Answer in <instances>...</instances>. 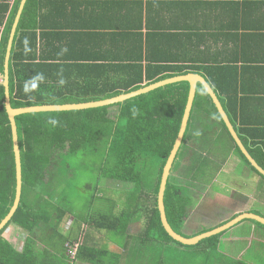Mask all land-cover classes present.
Segmentation results:
<instances>
[{"label": "trees", "instance_id": "trees-1", "mask_svg": "<svg viewBox=\"0 0 264 264\" xmlns=\"http://www.w3.org/2000/svg\"><path fill=\"white\" fill-rule=\"evenodd\" d=\"M38 11L39 0H28L15 37L10 74L13 108L106 100L176 76L197 73L210 83L236 126L240 92L238 68L232 74L228 68L233 67H203L197 64L203 60L196 54H192L194 58L189 59V63L178 64L180 58H175L166 50L145 53L146 39L142 33L137 34L140 40L136 42V52L124 47L121 56L110 52H89L74 58L68 50H60L56 56H47L44 50L37 52V35L29 32L37 27ZM160 29L165 31L167 28L161 26ZM166 35L165 31L163 34H156V38L166 44ZM116 36L117 33L111 38L115 39ZM25 37L31 47V52L27 55L24 54ZM101 38L94 37L90 44L109 41L107 37ZM173 38H177V34ZM115 43L116 40L113 44ZM86 60L91 62H84ZM121 60H125L127 64L120 65ZM145 60L148 62L146 68L143 66ZM85 65L90 67L93 74L84 75L82 68ZM61 70L66 80L63 86L58 83ZM39 72L44 73V82L32 93L25 94V80ZM189 91V83L181 82L107 107L18 116L16 122L22 160V198L12 220L0 232V264H74L73 261L118 264L121 259L119 254L90 245V233L85 230L84 225L100 232H115L127 237V248L137 252L136 255L140 253L143 260L149 259L158 250L161 262L165 248H189L173 240L165 231L158 208L163 169L179 134ZM5 101V88L0 85V223L14 205L17 187L12 128ZM133 109L137 110L135 116ZM50 118L57 119L59 124L54 127L48 122ZM214 124L222 128L220 137L213 133ZM213 136L230 140L239 158L258 173L235 144L211 97L199 84L188 128L164 199L167 219L181 235L183 233L180 229L192 198L189 189L178 181L175 173L186 157L189 160L185 176H203L209 168L216 172L215 163L209 158L205 160L201 154L206 147L195 146L198 142H204L208 147L211 141L218 140L213 139ZM241 139L257 163L264 168L262 150L252 149L245 138ZM101 140L102 147L99 149ZM100 150L104 151L100 176L131 186V193L127 201H123L124 207L120 212H115L117 203L110 200L114 213L107 212L106 209L96 214L90 211L88 216L74 218L72 228L66 229L63 227L64 223L67 218L74 217V211L71 207H58L51 199L57 189V185L53 184L57 174L71 171L61 167L58 162L62 156L72 158L88 153L97 155ZM259 176L264 181V177ZM251 222L264 229V225ZM11 226H18L29 234L22 251L15 249L5 237ZM217 238L218 236L211 237L202 242L214 245ZM37 239L44 244L43 250L37 246ZM77 244L76 256L71 261L70 252ZM165 259L168 261V257Z\"/></svg>", "mask_w": 264, "mask_h": 264}, {"label": "crops", "instance_id": "crops-1", "mask_svg": "<svg viewBox=\"0 0 264 264\" xmlns=\"http://www.w3.org/2000/svg\"><path fill=\"white\" fill-rule=\"evenodd\" d=\"M22 1L0 0V85L4 88L10 37ZM24 9L8 60L9 86L12 52ZM161 26L167 28L166 44L156 38V34L165 32L160 29ZM29 32L37 35V52L44 50L47 56H56L57 52L64 49L71 51L74 58L89 52H110L121 56L124 47L136 52V42L140 40L137 34L142 33L146 39L145 53L166 50L175 58H180L178 64L189 63V59L194 58L192 54H196L203 60L197 64L203 67H233L228 68L232 74L238 68V134L247 140L252 149L260 148L264 160V0H39L37 27ZM116 33L117 38H111ZM176 34L177 38H173ZM94 37H107L109 41L90 44ZM114 40L117 43L113 44ZM119 64L127 62L121 60ZM147 65L145 60L143 66L146 68ZM89 68L86 65L82 68L85 76L93 74ZM214 126L213 133L220 137L222 128ZM217 136H213V139L218 140L211 141L208 147L205 145L201 154L205 160L209 158L215 163L214 185L218 184L219 189L224 187L226 193L215 191V186L209 189L198 187L200 191L189 189L192 201L180 229L186 238H194L221 227L245 213L264 218L263 179L239 158L230 140ZM225 142L228 143L226 147ZM217 154L222 158L220 162L217 161ZM187 160L188 157L184 158L175 176L184 182H198L200 186L201 177L195 179L185 176ZM177 173L182 177H178ZM117 208L120 210V205L117 204ZM90 211L96 214L105 211V208L94 204ZM70 219L67 220L66 229L72 228L74 218L71 222ZM251 221L245 219L216 235L218 238L214 245L203 243L202 240L189 248H165L161 262L158 250L149 259L143 260L140 253L136 255L137 252L127 248V237L115 232H100L88 225H84V228L90 233V245L121 256L118 264H264V229ZM6 233L9 236L5 237L12 246L22 251L29 234L18 226H11ZM18 239L21 240V246L16 244ZM37 246L42 250L45 248L39 239ZM169 254L177 258L183 255V258L172 259L168 263L165 257ZM73 263L87 264L80 261Z\"/></svg>", "mask_w": 264, "mask_h": 264}, {"label": "water", "instance_id": "water-1", "mask_svg": "<svg viewBox=\"0 0 264 264\" xmlns=\"http://www.w3.org/2000/svg\"><path fill=\"white\" fill-rule=\"evenodd\" d=\"M27 0H23L21 7H20V12L17 17L16 24L14 26V32H12L11 37H10V49L8 52V57H7V63L5 66V82L3 85L6 88V101H5V108L11 123V128H12V138H13V146H14V153H15V163H16V179H17V187H16V198L14 201V205L11 208L10 213L7 215V217L0 223V232L7 226V224L12 220L13 216L15 215L16 211L19 208V205L21 203V198H22V189H23V175H22V160H21V151L19 147V134H18V126L16 122V118L20 115L24 114H31V113H46V112H67V111H82V110H88V109H96L100 107H107L119 103H123L127 100H130L132 98H135L137 96L143 95L150 93L154 90H157L159 88L165 87L167 85L175 84V83H181V82H187L190 85V91H189V97H188V102L187 106L185 109V113L183 116L182 124L180 127L179 134L177 136V139L175 141V144L173 146V149L170 153V156L165 164V167L163 169V174H162V179H161V184H160V189H159V194H158V208L160 212V217H161V222L162 225L165 229V231L169 234V236L186 246H192L196 245L202 240H205L207 238L216 236L223 232L226 229L232 228L241 221L245 219L253 220L255 222H258L262 225H264V218L253 214V213H245L242 214L235 219L231 220L227 224L215 228L213 230H210L206 233H203L199 236H196L194 238H186L183 235L177 233L172 226L170 225L168 219H167V214H166V208H165V192L167 189V184L169 181V178L172 174V170L174 167V163L176 161L177 155L180 151V148L183 144V140L188 128L189 124V119L191 116V112L193 110L194 102L197 96V91H198V86L201 84L206 92L209 94L211 97L218 113L222 117L232 139L234 140L235 144L237 147L240 149L242 152L243 156L248 160L250 165L260 174L262 177H264V168L257 163V161L254 159V157L251 155L250 151L247 149V147L244 145L240 135L237 132L235 124L232 123L231 119L229 118L228 114L226 113L217 93L214 91L212 86L206 81V79L195 73H190L187 75H182V76H176L170 79H166L154 84H151L149 86H146L142 89H139L137 91L128 93V94H122L117 97L111 98V99H106V100H100V101H95V102H86V103H75V104H64V105H43V106H35V107H25V108H18L15 109L12 107L11 104V95H10V86H9V58L11 54V48H12V43L15 35V31L17 28V24L19 22L20 16L22 14V11L24 9L25 3Z\"/></svg>", "mask_w": 264, "mask_h": 264}, {"label": "rangeland", "instance_id": "rangeland-1", "mask_svg": "<svg viewBox=\"0 0 264 264\" xmlns=\"http://www.w3.org/2000/svg\"><path fill=\"white\" fill-rule=\"evenodd\" d=\"M101 142L102 140L98 144L99 149H101L102 147ZM227 145L228 143L225 142V147ZM195 146L198 148H203L205 147V144L204 142H198L195 144ZM97 153H98L97 155H94L93 153H88L84 156L80 155L72 158L62 156L60 161L58 162L61 165V167H65L67 168L66 170H70L71 172L62 171L57 174L55 178V182H53V184L57 185V189L54 190L55 191L54 197L51 200H53L52 203L56 204L58 207L64 209H67L68 207L72 208V210L74 211L73 214L74 217H71L70 222L72 218H76L77 216H79V218L83 216H88L94 204L101 208L104 207L107 212L113 211L114 213L113 205L112 202H110V200L116 201V203L120 205V210H121L124 207L123 201H127V197L131 193V189H132L131 186L128 185L125 186L122 184V182L112 181L109 180L108 178L105 179L104 177L100 176L101 175L100 169L103 162L104 151L100 150V153L99 152ZM213 155L214 154L212 153V156ZM216 158L217 161L219 162L222 159L221 157H219V154L216 155ZM188 160L185 162L186 163L185 165H187ZM210 169L211 168H209V170H207L205 175L203 176H195V178L202 177L200 181L201 182L200 186L198 182H191V183L186 182L185 184V182L182 179L180 178L177 179L179 182H181V184L185 185L188 189H196L200 191L198 187H208L209 189L210 187L212 188L213 186H215L214 187L215 191L220 193L221 192L226 193L224 187H220L219 189L218 184L214 185L216 172L215 169L214 170H210ZM178 177H182V176H178ZM218 180H220V175H218ZM206 181L208 182L206 183ZM120 210L116 207L115 212L118 211L120 212ZM262 214L264 213L262 212ZM67 220L68 218L66 219V222L63 226L64 228H66L67 226ZM69 224L70 223H68V225ZM5 236H7L8 238L9 235L6 233ZM16 244L17 246H21V240L18 239L16 241ZM149 246H151V243L149 244ZM71 257L73 258V256ZM178 258H183V255H181ZM178 258L172 257V255L169 254L168 263L171 262L172 259L178 260Z\"/></svg>", "mask_w": 264, "mask_h": 264}, {"label": "clouds", "instance_id": "clouds-1", "mask_svg": "<svg viewBox=\"0 0 264 264\" xmlns=\"http://www.w3.org/2000/svg\"><path fill=\"white\" fill-rule=\"evenodd\" d=\"M23 44H24V54L27 55L29 52H31V47L29 45V40L27 37L24 38ZM63 51H67V50L64 49ZM44 80H45V76L43 72L35 73L30 78L26 79L23 86V90L25 94H30L33 91H35L39 87V85L44 82ZM58 83L60 86L66 84V80L63 77L62 70L60 73V79L58 80ZM132 113L133 116L137 115V110L133 109ZM48 122L52 124L54 127L59 124V121L55 118H50Z\"/></svg>", "mask_w": 264, "mask_h": 264}, {"label": "built area", "instance_id": "built-area-1", "mask_svg": "<svg viewBox=\"0 0 264 264\" xmlns=\"http://www.w3.org/2000/svg\"><path fill=\"white\" fill-rule=\"evenodd\" d=\"M77 248H78V244L75 246V248L73 249V251L70 252V255L73 256V258L71 257V259L73 260L76 256V252H77Z\"/></svg>", "mask_w": 264, "mask_h": 264}]
</instances>
